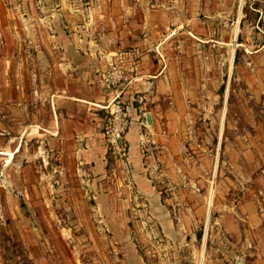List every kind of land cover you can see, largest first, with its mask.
<instances>
[{"label": "crops", "instance_id": "0c3cea01", "mask_svg": "<svg viewBox=\"0 0 264 264\" xmlns=\"http://www.w3.org/2000/svg\"><path fill=\"white\" fill-rule=\"evenodd\" d=\"M19 1L0 0V134L20 143L35 139L54 158V169L77 170L106 219L117 214L109 202L132 199L126 188L121 195L115 191L120 184L133 186L148 201L166 231L172 227L166 203L202 212L220 141L204 131L208 116L198 110L212 105L213 90L221 86L218 54L226 81L234 66V29L228 24L234 12L227 0H45L42 9L35 0H22L25 16ZM135 45L144 49L140 74L150 86L127 92L146 94L143 104L129 107L132 122L124 141L130 172L123 173L104 146L102 119L111 93L97 69L102 57L109 60L114 51ZM141 138L148 141L146 153ZM253 162L260 165L259 159ZM250 190L239 209L258 224L264 212L258 213Z\"/></svg>", "mask_w": 264, "mask_h": 264}, {"label": "rangeland", "instance_id": "374dc122", "mask_svg": "<svg viewBox=\"0 0 264 264\" xmlns=\"http://www.w3.org/2000/svg\"><path fill=\"white\" fill-rule=\"evenodd\" d=\"M226 2L234 12V23L228 21L234 66L226 81L225 60L218 54L224 89L213 90L212 105L198 110L208 116L204 131L220 141L202 212L166 203L172 209L166 231L148 201L133 186L120 184L115 191L121 195L126 188L132 199L109 202L116 216L97 217V203L77 170L54 169V158L35 139L20 143L0 134V264H264V217L256 224L239 209L251 187L258 213L264 212V146L258 149L264 143V0ZM8 46L16 52L15 43ZM256 159L260 165L254 166Z\"/></svg>", "mask_w": 264, "mask_h": 264}, {"label": "built area", "instance_id": "2783aa9c", "mask_svg": "<svg viewBox=\"0 0 264 264\" xmlns=\"http://www.w3.org/2000/svg\"><path fill=\"white\" fill-rule=\"evenodd\" d=\"M21 1L17 4V8L25 16ZM45 3V0H35L39 9H42ZM144 55V49L139 45L121 48L114 51L109 60L102 57L101 65L97 69L100 83L111 93L105 106L106 114L102 119L101 134L108 154L123 173L130 172L129 148L124 141V135L132 122L129 107L134 102L143 104L146 94L139 90L127 96V92L138 85L150 86L147 79L140 74V64ZM147 142L144 138L140 139L144 153L148 149ZM94 211V214L99 217V208H95ZM97 221L98 224H102L101 219Z\"/></svg>", "mask_w": 264, "mask_h": 264}, {"label": "water", "instance_id": "95a60500", "mask_svg": "<svg viewBox=\"0 0 264 264\" xmlns=\"http://www.w3.org/2000/svg\"><path fill=\"white\" fill-rule=\"evenodd\" d=\"M146 118H147L148 123H150V116H149V114L146 115Z\"/></svg>", "mask_w": 264, "mask_h": 264}, {"label": "trees", "instance_id": "16d2710c", "mask_svg": "<svg viewBox=\"0 0 264 264\" xmlns=\"http://www.w3.org/2000/svg\"><path fill=\"white\" fill-rule=\"evenodd\" d=\"M220 89H222V90H223V89H224V86H223V85H221ZM199 234H200V233H198V236H199Z\"/></svg>", "mask_w": 264, "mask_h": 264}]
</instances>
